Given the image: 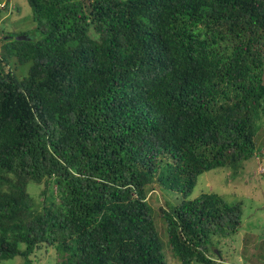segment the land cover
<instances>
[{
    "label": "trees",
    "instance_id": "1",
    "mask_svg": "<svg viewBox=\"0 0 264 264\" xmlns=\"http://www.w3.org/2000/svg\"><path fill=\"white\" fill-rule=\"evenodd\" d=\"M26 1L37 37L0 35V264H166L156 218L179 264H216L242 206L186 197L254 156L264 0ZM155 184L182 199L155 214Z\"/></svg>",
    "mask_w": 264,
    "mask_h": 264
},
{
    "label": "rangeland",
    "instance_id": "2",
    "mask_svg": "<svg viewBox=\"0 0 264 264\" xmlns=\"http://www.w3.org/2000/svg\"><path fill=\"white\" fill-rule=\"evenodd\" d=\"M6 4L7 9L3 6ZM0 8V35L2 32L16 35L30 33L32 37H37L36 23L26 0H0ZM15 62L16 60L9 61L10 69L21 79L26 75L27 67L15 66ZM262 82L264 86V72ZM255 129L254 156L244 163L243 169L237 175H232L227 168L203 173L198 176L194 190L186 197V200H194L201 194L214 193L228 205L242 206L241 228L238 232L225 239L212 240L213 253L217 256L216 264H264V103L263 109L256 117ZM258 164L262 169H259ZM152 188L148 203L155 214L163 205L170 207L182 199L167 187L155 184ZM43 190V185H30L28 189L39 205L44 200ZM154 221L163 243L162 254L165 263L179 264L168 245L165 225L157 218ZM63 255L56 250L42 248L24 260L27 264H63L68 254ZM24 260L17 257L2 264H24Z\"/></svg>",
    "mask_w": 264,
    "mask_h": 264
},
{
    "label": "water",
    "instance_id": "3",
    "mask_svg": "<svg viewBox=\"0 0 264 264\" xmlns=\"http://www.w3.org/2000/svg\"><path fill=\"white\" fill-rule=\"evenodd\" d=\"M15 39H16V41H28L29 40V38L27 36H24V35L17 36V37H15Z\"/></svg>",
    "mask_w": 264,
    "mask_h": 264
},
{
    "label": "built area",
    "instance_id": "4",
    "mask_svg": "<svg viewBox=\"0 0 264 264\" xmlns=\"http://www.w3.org/2000/svg\"><path fill=\"white\" fill-rule=\"evenodd\" d=\"M259 165V169H262V167H261V165L260 164H258ZM262 172V171H261Z\"/></svg>",
    "mask_w": 264,
    "mask_h": 264
},
{
    "label": "clouds",
    "instance_id": "5",
    "mask_svg": "<svg viewBox=\"0 0 264 264\" xmlns=\"http://www.w3.org/2000/svg\"><path fill=\"white\" fill-rule=\"evenodd\" d=\"M3 6H5V5H3ZM22 36V35H21ZM24 36H26V35H24ZM263 171V170H262Z\"/></svg>",
    "mask_w": 264,
    "mask_h": 264
}]
</instances>
